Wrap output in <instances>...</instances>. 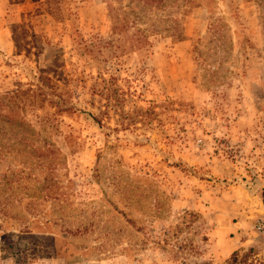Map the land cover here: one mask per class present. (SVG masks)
Instances as JSON below:
<instances>
[{
    "label": "rangeland",
    "instance_id": "1",
    "mask_svg": "<svg viewBox=\"0 0 264 264\" xmlns=\"http://www.w3.org/2000/svg\"><path fill=\"white\" fill-rule=\"evenodd\" d=\"M261 193L264 0H0V264H264Z\"/></svg>",
    "mask_w": 264,
    "mask_h": 264
},
{
    "label": "trees",
    "instance_id": "2",
    "mask_svg": "<svg viewBox=\"0 0 264 264\" xmlns=\"http://www.w3.org/2000/svg\"><path fill=\"white\" fill-rule=\"evenodd\" d=\"M139 1H144V0H139ZM154 1L155 0H153V2ZM130 14H132L134 17H140L139 15L135 14V11H126L122 8H112V15H113V20H114V31L115 30H121V28H122L121 26L124 27V25H123L124 22H127L129 25V23L131 22V18H128V16ZM131 23L135 24L137 22H136V20H134ZM235 256H237L236 253H234V257Z\"/></svg>",
    "mask_w": 264,
    "mask_h": 264
},
{
    "label": "built area",
    "instance_id": "3",
    "mask_svg": "<svg viewBox=\"0 0 264 264\" xmlns=\"http://www.w3.org/2000/svg\"><path fill=\"white\" fill-rule=\"evenodd\" d=\"M256 229L259 233L264 235V219L260 220L257 224H256Z\"/></svg>",
    "mask_w": 264,
    "mask_h": 264
},
{
    "label": "crops",
    "instance_id": "4",
    "mask_svg": "<svg viewBox=\"0 0 264 264\" xmlns=\"http://www.w3.org/2000/svg\"><path fill=\"white\" fill-rule=\"evenodd\" d=\"M263 191V190H262ZM260 202L264 205V195H263V193H261V195H260ZM240 244H242V243H240ZM239 248V247H238ZM238 248H236V249H238Z\"/></svg>",
    "mask_w": 264,
    "mask_h": 264
}]
</instances>
